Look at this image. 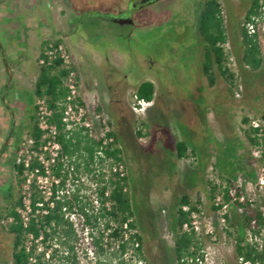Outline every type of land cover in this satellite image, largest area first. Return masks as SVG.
<instances>
[{"label":"rangeland","instance_id":"1","mask_svg":"<svg viewBox=\"0 0 264 264\" xmlns=\"http://www.w3.org/2000/svg\"><path fill=\"white\" fill-rule=\"evenodd\" d=\"M63 1L69 10L82 15L65 22L63 30V43L74 54L86 87H80V95L86 98L91 111L101 108L100 113L112 127L124 153L144 258L138 259L130 249L122 264H175L176 234L172 226L183 195L200 213L192 216L193 222L198 221V231H181H193L202 245V260L194 264H241L234 254V237L228 235L235 227L221 228L213 198L229 181L240 190L251 192L257 182L253 180L259 175V160L247 140L248 125L243 119L263 122V73L244 76L236 40L238 18L245 20L250 0H220L227 10L228 44L236 65L229 68L226 60L234 75L232 82L216 72L213 84L202 73L204 44L197 31L198 15L205 0H162L141 11L133 25H119L94 16L97 11L115 10L124 0ZM43 15L37 34L42 35L46 26L51 31L61 30V25L47 12ZM28 64L34 65L31 56ZM145 81L154 83V98L143 112L134 113L133 96ZM240 87L242 91L237 97L236 89ZM137 132L141 137H137ZM27 138L25 133L21 143ZM181 141L189 144L184 159L176 156V144ZM10 174L13 200H17L23 190L18 186L16 173ZM83 177L82 190L90 198L91 177ZM214 185L217 189L209 198ZM255 195L261 202L263 193L255 191ZM7 208L8 202L0 199V264H12V236L3 229L9 223L5 218ZM229 213L235 217L232 223L237 225V208L232 205ZM209 221L215 228L213 235L206 234L205 224ZM80 236L77 251L85 254V249L94 250L83 241L84 234ZM94 255L95 260L84 264H119L113 247L101 258Z\"/></svg>","mask_w":264,"mask_h":264},{"label":"trees","instance_id":"2","mask_svg":"<svg viewBox=\"0 0 264 264\" xmlns=\"http://www.w3.org/2000/svg\"><path fill=\"white\" fill-rule=\"evenodd\" d=\"M260 1L250 0L245 20L242 22L238 18L236 40L239 41L240 70L244 76L247 73H263L261 79L264 85V44L257 35H249L244 26L253 16L259 14ZM225 11L227 10L220 0H205L198 15L197 31L204 44L201 53L202 73L210 84H213L216 72L229 82L234 78L233 73L226 66L223 48V45L230 40L228 16ZM64 76L65 71L60 68L58 62L53 66L40 67L35 82V95L46 98L53 112L50 123L56 125L58 130L57 142L60 145V153L51 166V173L60 181L58 186L53 185V194L47 200L38 190L36 182L31 184L32 212L26 224L17 211L22 206V198L13 200V186L6 190L8 208L5 218L12 221L3 229L12 236V264H79L77 249L82 241L80 233L84 234L83 241L87 244L90 242L89 245L93 247L98 258L105 256L107 249L113 247L119 264L124 263L123 258L130 249H133L135 257L143 259V239L137 232L135 211L128 190L129 178L127 175L121 176L112 172L107 175L104 166L108 160L126 166L123 150L115 134H112L115 143L101 149L102 140L90 137L83 132V129L66 131L62 122V107L59 104L67 95ZM136 95L151 102L155 95L154 83L143 82L137 88ZM95 111L100 113L101 108L96 107ZM262 117L263 122L259 128L252 127L247 118H244L243 122L248 125L245 132L249 144L252 147H261V160H264V114ZM28 136L34 140V149H38L41 145L42 132L38 129L35 118H32V127ZM137 137H141L140 132H137ZM20 144L21 142L16 147V152ZM188 148L189 144L186 141L178 142L177 158H186ZM12 167L17 175L18 186L21 188L26 180L23 176L24 168L22 165H17L15 159ZM36 168L39 169L40 174H45L43 166L34 160L29 169L34 171ZM70 174L75 180L82 176L91 177V181L96 185L98 206H95L86 194H81L82 183L79 184L80 187L72 183L74 191L70 195L64 194L57 198V190L65 189ZM255 180L257 179L254 178L253 181ZM228 187L240 191L233 182L229 181ZM216 189L215 185L212 186L209 198H212ZM261 204V202L254 205L235 204V207L242 208V212L238 214L237 225L232 223L235 217L229 213L228 225L234 226L235 230L228 235L234 237V254L237 261L241 258L249 264H264V246L259 250L246 241L248 232L256 235L264 231V213ZM183 207H188V210H183ZM196 211L187 195L180 197L172 226L176 234L173 250L175 264H194L197 259L202 258L200 253L202 245L195 238L193 231L181 232L185 224L191 226L192 214ZM84 251L87 252L86 249Z\"/></svg>","mask_w":264,"mask_h":264},{"label":"built area","instance_id":"3","mask_svg":"<svg viewBox=\"0 0 264 264\" xmlns=\"http://www.w3.org/2000/svg\"><path fill=\"white\" fill-rule=\"evenodd\" d=\"M249 35H257L259 39L264 40V0L260 1L259 14L253 16L250 22L244 24ZM227 65L229 68L235 67V59L232 55L231 48L228 43L223 45ZM60 64V68L65 71L64 76V86L67 89L66 97L59 103L62 107V122L65 125V129L68 132L78 131L83 129V132L87 133L90 137H95L102 140L101 149L105 146H109L115 143V137L112 135L113 130L110 124L105 120L101 113L96 111H91L88 107V101L86 98L80 95V74L75 66L73 56L68 50L66 45L60 40H50L47 41L41 51V54L38 58V65L40 67H49L53 66L55 63ZM238 74L236 73V76ZM242 87L236 89V96H240ZM151 102H148L144 99L138 98L135 94L133 96L132 110L134 113L143 112ZM35 120L37 123L38 129L42 132L41 145L38 149H34V140L28 138L23 141L18 151L16 152L15 162L17 165H22L23 176L26 179L23 183L21 189L22 192V206H20L17 211L20 214L24 224L29 221V215L32 212L31 207V195L32 188L31 184L35 181L38 186V190L45 196L46 200L53 194L52 188L53 185L58 186L59 179L55 178L51 173V166L56 162L60 153V145L57 142V127L56 125L50 123V117L52 115V110L50 109L47 100L45 97H37L35 101ZM262 123L259 120H253L251 126L254 128H259ZM254 155L259 160V175L257 182L255 183V189L248 191L240 190L237 192L234 189H230L228 185H224L218 189V192L214 195L213 198V208L214 212L218 216L219 224L223 230L228 229V216L230 207L235 204H244L248 203L254 205L258 203L256 198L255 191H260L263 193V199L261 201V210L264 213V160H261V147H254ZM101 154V153H99ZM34 160H37L45 171V174H40L39 169L36 168L34 171H30V166ZM65 166H66V161ZM105 170L107 175L112 173H119L121 176L125 174V166L120 162H113L108 160L105 162ZM85 177H80L78 180L73 179L72 175L68 176L66 181L65 189L57 190V198L67 194L70 195L74 191L72 183H75V186L80 187V183L84 184ZM91 197L90 200L93 201L95 206H98L97 196H96V185L94 182H91ZM84 190H81V194H85ZM228 194V199L226 200V195ZM42 205V204H41ZM39 204V206H41ZM239 213L242 212L241 207H236ZM183 210L187 211L188 207H183ZM195 213V212H194ZM193 213V214H194ZM192 214V216H193ZM200 214L199 211H196V216ZM12 219H9L8 222H11ZM192 224L195 225L192 226ZM206 234L213 235L215 228L212 223L209 221L205 224ZM196 231L199 230L198 221L189 224H185L183 230L187 231L188 229ZM246 241L254 245L257 249L261 250L264 246V231L259 234L253 235L247 233ZM89 245V243H88ZM78 250V249H77ZM88 251V250H87ZM94 250L82 254L77 251V259L79 264H84L87 260H92L95 258ZM95 260V259H94ZM202 258L197 259L196 262H200ZM241 264H249L246 261L239 259ZM95 263V262H94ZM140 264H142L140 262Z\"/></svg>","mask_w":264,"mask_h":264},{"label":"crops","instance_id":"4","mask_svg":"<svg viewBox=\"0 0 264 264\" xmlns=\"http://www.w3.org/2000/svg\"><path fill=\"white\" fill-rule=\"evenodd\" d=\"M69 8L63 0H0V199L6 200V190L13 186L10 173L16 147L24 134L30 132L32 118H35V82L40 71L41 51L47 41L64 42L65 22L82 17ZM44 12L61 25V30L51 31L46 26L42 35L36 33ZM71 54L79 72L76 58ZM30 56L34 65L28 64ZM80 82L86 89L81 74ZM3 187L5 191H1Z\"/></svg>","mask_w":264,"mask_h":264},{"label":"flooded vegetation","instance_id":"5","mask_svg":"<svg viewBox=\"0 0 264 264\" xmlns=\"http://www.w3.org/2000/svg\"><path fill=\"white\" fill-rule=\"evenodd\" d=\"M162 0H124L115 10L95 12V17L112 21L119 25H133L135 19L147 6L157 5Z\"/></svg>","mask_w":264,"mask_h":264},{"label":"water","instance_id":"6","mask_svg":"<svg viewBox=\"0 0 264 264\" xmlns=\"http://www.w3.org/2000/svg\"><path fill=\"white\" fill-rule=\"evenodd\" d=\"M9 79H10V74H9Z\"/></svg>","mask_w":264,"mask_h":264}]
</instances>
